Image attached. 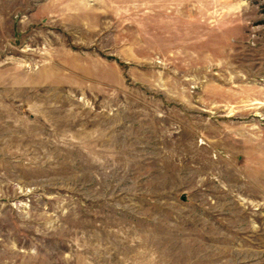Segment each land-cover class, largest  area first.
Returning <instances> with one entry per match:
<instances>
[{
  "label": "rangeland",
  "instance_id": "1",
  "mask_svg": "<svg viewBox=\"0 0 264 264\" xmlns=\"http://www.w3.org/2000/svg\"><path fill=\"white\" fill-rule=\"evenodd\" d=\"M0 264H264V0H0Z\"/></svg>",
  "mask_w": 264,
  "mask_h": 264
}]
</instances>
